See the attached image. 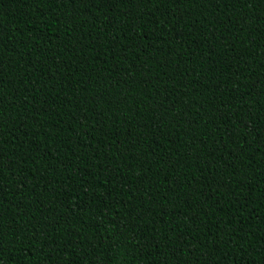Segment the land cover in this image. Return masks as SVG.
<instances>
[{"label":"trees","instance_id":"1","mask_svg":"<svg viewBox=\"0 0 264 264\" xmlns=\"http://www.w3.org/2000/svg\"><path fill=\"white\" fill-rule=\"evenodd\" d=\"M245 6L0 0V264H264Z\"/></svg>","mask_w":264,"mask_h":264},{"label":"snow or ice","instance_id":"2","mask_svg":"<svg viewBox=\"0 0 264 264\" xmlns=\"http://www.w3.org/2000/svg\"><path fill=\"white\" fill-rule=\"evenodd\" d=\"M122 2H125V0H122ZM142 2L143 3H150V2H152V0H128V3H130V4H133V3H142ZM212 2L214 4H216V5H218V6H220V5H223L224 6L225 3H227V4L229 3V0H212ZM259 2H260V0H231V3L233 5L239 4L240 7L245 8V11L246 12H247V8H246L245 5H247L249 3H251L252 5H256ZM173 105H175V103ZM174 108L176 109V111H179V109L176 108V105H175ZM3 168H4V164L3 163H0V176H2V174H3ZM183 254L184 255H187V252L184 251Z\"/></svg>","mask_w":264,"mask_h":264}]
</instances>
